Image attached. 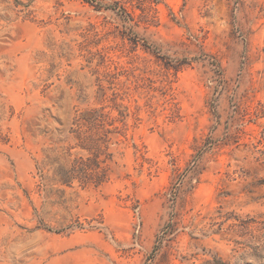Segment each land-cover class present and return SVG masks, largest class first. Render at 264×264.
<instances>
[{
  "label": "rangeland",
  "instance_id": "374dc122",
  "mask_svg": "<svg viewBox=\"0 0 264 264\" xmlns=\"http://www.w3.org/2000/svg\"><path fill=\"white\" fill-rule=\"evenodd\" d=\"M0 264H264V0H0Z\"/></svg>",
  "mask_w": 264,
  "mask_h": 264
}]
</instances>
